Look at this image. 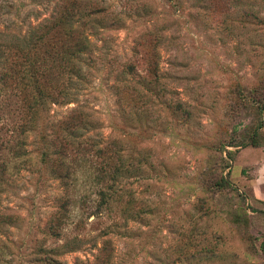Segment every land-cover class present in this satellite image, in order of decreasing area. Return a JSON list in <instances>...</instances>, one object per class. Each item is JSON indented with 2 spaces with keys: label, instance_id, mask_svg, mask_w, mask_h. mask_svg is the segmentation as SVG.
<instances>
[{
  "label": "rangeland",
  "instance_id": "374dc122",
  "mask_svg": "<svg viewBox=\"0 0 264 264\" xmlns=\"http://www.w3.org/2000/svg\"><path fill=\"white\" fill-rule=\"evenodd\" d=\"M96 2L122 26L86 25L90 48L68 103L49 104L45 122L24 130L27 117L0 98V215L17 218L0 224L1 263L31 264L37 244H62L46 225L68 199L64 234L82 244L56 256L64 264L105 254L107 264H264V0ZM57 3L0 0V42H24ZM128 65L133 73L122 76ZM134 96L147 101L142 115ZM76 107L92 118L76 131L80 148L63 139ZM43 138L49 153L61 150L58 167L45 159ZM113 149L140 163L121 181L147 204L133 218L78 210L108 183ZM48 166L70 178L46 175Z\"/></svg>",
  "mask_w": 264,
  "mask_h": 264
},
{
  "label": "trees",
  "instance_id": "16d2710c",
  "mask_svg": "<svg viewBox=\"0 0 264 264\" xmlns=\"http://www.w3.org/2000/svg\"><path fill=\"white\" fill-rule=\"evenodd\" d=\"M78 21H81L83 25L74 26ZM92 22L110 30H116L122 26L121 19L96 0H61L51 16L38 25L24 42H0V98H12L17 117L21 118L20 115L27 117V122L22 125L24 130L36 127L39 123L41 126V123L45 122L49 104L68 103L73 78L81 71L79 58L90 48L84 31L86 25ZM155 69L156 63L154 62L151 70L154 72ZM133 71L132 66L128 65L122 67L119 73L124 76L132 74ZM121 93L127 94V91L122 90ZM133 98L141 104L135 110L134 106L131 109L135 114L142 115L148 108L146 99L142 96ZM139 98L143 99V102ZM122 101L123 97L119 102ZM261 110H264V105L260 108ZM62 122L66 125L64 129L66 134L63 137L65 142L71 147L80 148L84 142L78 140L79 132L92 122L91 114L86 109L76 107L70 110ZM45 126L46 130L47 124ZM48 141L44 138L40 141L44 146L45 159L57 165L55 162H59L58 158L61 157L62 152L57 149L49 153ZM251 143L254 146L259 144L255 137ZM90 146L94 147L97 152H103L101 147L97 148L94 141H90ZM110 153L115 157L108 155L106 159L110 162L103 166L108 183L98 191L99 198L96 203L88 206L84 204L85 198L83 197L80 204L85 209L81 207L78 210L83 214L91 211L92 215L101 213L115 215L116 209L121 216L128 214L124 217L125 219L136 217L145 212L142 208L147 204L136 198L132 190L124 188L125 185H121V181L124 174L140 168L139 160L135 161L132 157H128L127 160L121 155L119 149H113ZM113 160L116 161L115 164ZM46 175L62 180L70 178L69 173L61 176L58 171L49 166L46 169ZM220 183L228 185L224 180ZM119 185L121 187H118ZM71 203L68 199L62 202L46 225L47 234L51 239L58 241L63 239L64 242L55 247L38 244L34 246L31 252V264H64L56 256L62 255L60 253L64 251L76 250L82 244L78 236L69 238L64 234L65 221L72 212L69 209ZM16 220V216L13 215H0V224L13 223ZM81 223L80 221L79 225ZM79 225L77 224V227ZM101 251H108L107 246L104 245ZM110 258L108 254H105L102 259L98 256L95 264H107ZM1 261L0 264H2ZM78 264L89 263L80 262Z\"/></svg>",
  "mask_w": 264,
  "mask_h": 264
}]
</instances>
